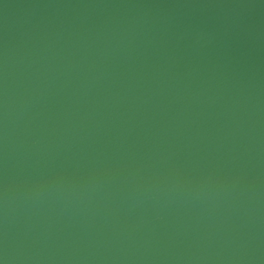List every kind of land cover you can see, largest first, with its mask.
Wrapping results in <instances>:
<instances>
[{"label": "water", "instance_id": "obj_1", "mask_svg": "<svg viewBox=\"0 0 264 264\" xmlns=\"http://www.w3.org/2000/svg\"><path fill=\"white\" fill-rule=\"evenodd\" d=\"M0 264H264V0H0Z\"/></svg>", "mask_w": 264, "mask_h": 264}]
</instances>
